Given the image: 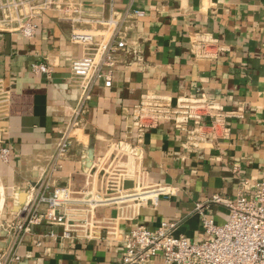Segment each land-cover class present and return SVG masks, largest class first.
<instances>
[{"label":"crops","instance_id":"obj_1","mask_svg":"<svg viewBox=\"0 0 264 264\" xmlns=\"http://www.w3.org/2000/svg\"><path fill=\"white\" fill-rule=\"evenodd\" d=\"M55 1L28 19L30 38L19 23H0L7 95L0 149H8L0 158V251L17 253L20 264H121L124 237L141 224H175V236L204 240L200 212L216 225L228 218L227 208L208 203L213 196L234 203L264 183V0ZM75 32L97 43L121 36L141 60L119 54L111 86L95 80L84 100L85 84L70 71L84 53L71 41ZM197 41L206 42L207 58H195ZM39 64L47 74L33 72ZM199 91L220 105L221 123L204 118L189 143L191 125L179 131L161 122L146 131L130 175L109 187L113 147L131 141L140 96L176 100ZM65 140L70 146L60 158ZM47 184L71 191L66 220L82 225L88 239L80 229L81 238L62 239V226L43 224L20 244L4 230L37 196L29 188ZM88 200L97 203L91 208ZM151 264L164 263L158 257Z\"/></svg>","mask_w":264,"mask_h":264},{"label":"built area","instance_id":"obj_2","mask_svg":"<svg viewBox=\"0 0 264 264\" xmlns=\"http://www.w3.org/2000/svg\"><path fill=\"white\" fill-rule=\"evenodd\" d=\"M55 4V0H0V23L13 20L20 24L21 34L30 38L34 27L28 23V19ZM135 14L142 15L140 12ZM71 41L84 48L82 56L70 64L71 75L85 84L82 87L84 100L88 99V90L95 80L101 79L105 87L111 86V72L119 54L131 56L135 61L141 60L139 50L127 45L121 36L107 43H97L93 35L75 32L71 34ZM205 43L197 41L194 44L195 58H207L202 53ZM32 70L34 73H48L44 64L34 65ZM6 107L7 95L0 78V119ZM223 117L220 105L201 91L194 96L176 100L156 92L142 94L131 113V141L126 146L118 144L113 147L110 166L107 168L111 177L109 187L117 188L120 179L130 175L146 131L156 128L161 122H172L179 131H186L187 126L191 125L192 130L188 132L191 134L190 143L202 129L204 118L210 119L214 127L221 123ZM69 146L70 142L66 140L60 144L57 156L65 157ZM7 156L8 149H0V158L6 160ZM254 187L252 194L247 196L242 192L234 203H222L218 196H213L208 203L223 205L228 210V218L222 225H216L200 212L204 240L197 243L184 236H175V224L163 223L156 230L144 224L136 226L124 237L121 264H151L158 257L164 264H264V183L259 182ZM29 189L27 194L37 192V196L23 209L18 220L5 225L4 230L12 239H17L21 244L24 237L31 234L33 227L43 224L62 226V239L81 238L77 235L79 229L83 237H90L88 232L83 231L82 225L70 224L66 220V207L73 202L68 188L47 184L42 190L38 188L35 191L34 187ZM86 203L92 208L97 201L88 200ZM47 236L54 237V234L50 232ZM11 252L0 251V264H20V256Z\"/></svg>","mask_w":264,"mask_h":264}]
</instances>
